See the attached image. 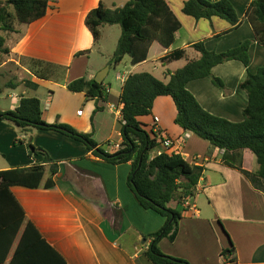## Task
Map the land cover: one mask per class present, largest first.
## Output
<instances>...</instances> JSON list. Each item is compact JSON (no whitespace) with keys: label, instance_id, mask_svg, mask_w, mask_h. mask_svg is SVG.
Instances as JSON below:
<instances>
[{"label":"crops","instance_id":"1","mask_svg":"<svg viewBox=\"0 0 264 264\" xmlns=\"http://www.w3.org/2000/svg\"><path fill=\"white\" fill-rule=\"evenodd\" d=\"M127 1L48 0L41 19L16 25L17 33H2L9 54L0 64V95L7 89L10 103L7 108L0 106V112L15 109L21 97L37 98L46 123L66 124L79 133L90 134L97 147L114 153L121 143L120 123L108 110V104L119 103L123 82L116 79L117 75L127 78L146 72L167 82L166 72L172 73L187 60L198 57L192 45L202 42L206 50L220 53L248 40L251 44L247 68L238 61H228L211 70L222 81L224 90L208 78L186 85L205 111L241 122L247 94L240 84L247 69L254 73L264 67V47L253 41V32L244 18L252 0H228L239 20L234 28L217 17L195 20L184 15L185 0H165L181 25L167 50L153 43L146 60L136 65H131L127 56L118 65L92 63L97 42L85 25L86 15L100 3L112 9ZM105 26L100 28V37ZM178 49L186 50L187 59L161 62L169 52ZM29 60L42 62L43 66H33ZM9 63L15 64L14 70H6ZM106 66L108 72L111 67L119 71L113 77L116 89L111 83L105 84L108 72L103 79L104 100L68 91L69 82L94 79ZM175 116L172 99L164 96L155 99L151 115L138 118L148 130L156 126L164 131L187 163L203 168L195 196L177 208L183 211L174 240H160V251L189 264H264V182L254 175L258 170L254 155L244 149L241 169L232 168L223 161V150L183 131L174 123ZM0 129L6 131L0 141L6 140L11 150L1 155L0 171L42 164L41 155L29 156L26 140L43 149L58 166L53 187L12 186L10 191L26 220L66 264H152L144 254L148 242L143 236L159 231L166 219L137 202L126 183L129 163L111 165L86 152L82 143L55 131H32L18 136V130L4 121L0 122ZM16 138L23 140L22 149L10 148V142ZM16 149L21 150L17 155L13 151ZM0 152H4L1 147ZM168 206L175 208L176 203ZM228 239L233 253L226 257L221 252L229 248Z\"/></svg>","mask_w":264,"mask_h":264},{"label":"trees","instance_id":"2","mask_svg":"<svg viewBox=\"0 0 264 264\" xmlns=\"http://www.w3.org/2000/svg\"><path fill=\"white\" fill-rule=\"evenodd\" d=\"M47 8L48 0H0V64L9 54L4 47L2 33H17L16 25H28L41 19ZM182 13L195 20L217 17L232 28L239 22L228 0H185ZM244 18L253 32V41L264 47V0H252ZM85 25L94 42L100 38L101 27H120V36L109 62L113 65H118L125 56L130 59L131 65L145 61L153 43L167 50L181 27L165 0H128L112 9L100 3L86 15ZM250 44L251 41L245 40L232 49L217 53L206 50L202 42L196 43L191 48L198 53V57L187 60L182 68L172 73L166 72L167 82L146 72L129 75L119 96L124 123L120 125L121 143L114 153L97 147L90 134L79 133L66 124L46 123L42 119L40 101L34 97H21L15 109L0 112V121L11 123L23 134L55 131L82 143L86 152L111 165L129 163L131 168L126 183L137 202L143 209L152 210L166 219L159 231L143 236L148 242L144 252L146 258L152 264H189L162 253L158 243L163 238L174 240L183 211L177 208L195 196L203 168L187 163L179 154L150 157L158 143L152 130L142 125L138 118L151 115L156 98L170 97L176 108L174 123L177 126L223 150V161L238 170L242 166V151L250 150L258 165L254 175L264 182V67L254 73L247 69L246 78L240 84L247 94L241 122H231L208 113L186 89L189 82L208 78L215 87L224 90L222 81L212 75V68L228 61H238L247 68ZM186 57V50L178 49L169 52L161 62L170 63ZM29 63L43 66L36 60H29ZM66 87L72 93H84L89 99H105L104 84L94 79H76ZM21 143V140L14 142ZM29 149V156H42V164L0 171V264H66L26 220L10 191L12 186L45 189L54 186L57 164L43 149L30 143ZM171 202L176 203L175 208L168 206ZM228 243L229 248L222 250V256L233 253L229 239Z\"/></svg>","mask_w":264,"mask_h":264},{"label":"rangeland","instance_id":"3","mask_svg":"<svg viewBox=\"0 0 264 264\" xmlns=\"http://www.w3.org/2000/svg\"><path fill=\"white\" fill-rule=\"evenodd\" d=\"M124 1H126V0H115L116 3H123ZM120 32H121V30H120V27L118 25H113V26L107 25V26L104 27V30L102 31L101 37L97 41V45H96L95 50L93 52L94 55L91 56L92 57L91 58V62L92 63H94V62H106V63H109L111 61L113 52H114L116 44H117V40H118V38L120 36ZM15 67L16 66H15L14 63H9L7 65V69L6 70L11 71V70H14ZM101 70H103V69H101ZM115 71H119V70H115ZM115 71H114L113 67H111L109 72H108V74H107V76H106V78H105V84L111 83L113 89H116V83L113 80ZM2 72H4V70H2ZM1 74L2 73H0V76H1ZM96 75H97V73H96ZM2 81L3 80H1V83H2ZM1 85H3V83ZM6 94H8L7 89H4V92L0 95V106L7 108L9 103H10V101H9V99H7ZM0 122H3V121H0ZM4 122H6V121H4ZM7 124H11V123L7 122ZM15 129H16V127H15ZM16 131H17V129H16ZM17 133H18V136H19V134H20L19 131H17ZM3 134H6V131H2L0 129V137ZM16 140H19V138H16L14 140L12 139V141L10 142V145H11L10 148L14 147V148L22 149L21 144L24 143L23 140H21L22 143L19 144V145L18 144H14V142ZM25 143L29 146L28 140H26ZM0 147L4 150V152H0V163H2L1 155L4 154L5 152L11 153L10 152L11 150H8L9 146L7 145L6 140L5 141H0ZM20 149H18V150L16 149V150H13V151L17 155V154H19L21 152ZM219 229H220V227H219Z\"/></svg>","mask_w":264,"mask_h":264},{"label":"built area","instance_id":"4","mask_svg":"<svg viewBox=\"0 0 264 264\" xmlns=\"http://www.w3.org/2000/svg\"><path fill=\"white\" fill-rule=\"evenodd\" d=\"M116 79L122 81L123 83L127 79L125 76L117 75ZM121 104H108V110L112 112L114 119L122 125L124 122L121 118ZM152 130L155 139L157 140V147L152 151L150 157L160 156L162 154L171 155V154H179L178 150L174 149V141L162 130L153 126ZM119 149V148H118Z\"/></svg>","mask_w":264,"mask_h":264},{"label":"water","instance_id":"5","mask_svg":"<svg viewBox=\"0 0 264 264\" xmlns=\"http://www.w3.org/2000/svg\"><path fill=\"white\" fill-rule=\"evenodd\" d=\"M109 67L106 66L101 70L100 72L97 73V75L94 77V81L101 84L103 79L105 78L107 72H108Z\"/></svg>","mask_w":264,"mask_h":264}]
</instances>
